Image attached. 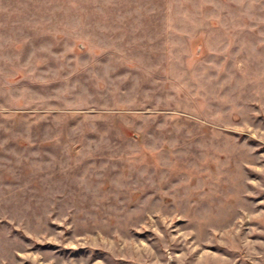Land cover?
<instances>
[{"label": "rangeland", "instance_id": "1", "mask_svg": "<svg viewBox=\"0 0 264 264\" xmlns=\"http://www.w3.org/2000/svg\"><path fill=\"white\" fill-rule=\"evenodd\" d=\"M0 264H264V0H0Z\"/></svg>", "mask_w": 264, "mask_h": 264}]
</instances>
